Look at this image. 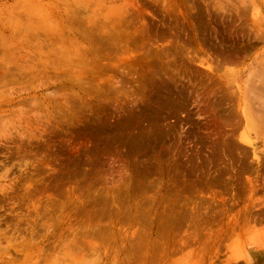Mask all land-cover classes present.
Here are the masks:
<instances>
[{"label": "rangeland", "instance_id": "1", "mask_svg": "<svg viewBox=\"0 0 264 264\" xmlns=\"http://www.w3.org/2000/svg\"><path fill=\"white\" fill-rule=\"evenodd\" d=\"M0 264H264V0H0Z\"/></svg>", "mask_w": 264, "mask_h": 264}]
</instances>
